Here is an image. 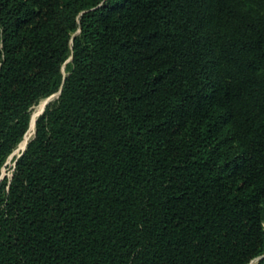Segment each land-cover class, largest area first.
<instances>
[{"label": "trees", "instance_id": "1", "mask_svg": "<svg viewBox=\"0 0 264 264\" xmlns=\"http://www.w3.org/2000/svg\"><path fill=\"white\" fill-rule=\"evenodd\" d=\"M60 91L0 180V264L264 256V0H0V179Z\"/></svg>", "mask_w": 264, "mask_h": 264}, {"label": "rangeland", "instance_id": "2", "mask_svg": "<svg viewBox=\"0 0 264 264\" xmlns=\"http://www.w3.org/2000/svg\"><path fill=\"white\" fill-rule=\"evenodd\" d=\"M63 72L64 73H66V65H64V67H63ZM52 97V96H51ZM51 97H49V98H51ZM49 98H46V99H43V100H41L37 105H35L34 107H32V117H33V114L35 113V111H36V109L38 108V106H40V104L43 102V101H46L47 99H49ZM55 99L56 98H54V99H52V101L51 102H49L47 105H49L50 103H52L53 101H55ZM46 105V104H45ZM44 105V107L42 108V110H41V112H40V114H39V117L43 114V112L45 111V109H46V107H47V105L45 106ZM38 117V118H39ZM38 120V119H37ZM29 130H31V127H30V129ZM36 130V129H35ZM28 132H30V131H28ZM29 133H27V135H26V137H25V139L23 140V141H28V143L33 139V137H34V135H35V132H34V134H33V136L29 139V135H31L32 134V132H30V134L28 135ZM23 143V142H22ZM21 143V144H22ZM19 148V147H18ZM18 150V149H17ZM16 150V151H17ZM15 151V152H16ZM14 152V153H15ZM19 153L20 152H17L16 153V155H14L11 159H9L8 161H7V163H6V165H5V167L3 168V170H2V176L3 177H5L7 174H8V172H9V169L13 166V159H14V157L15 156H18L19 155ZM259 262H257V261H252L250 264H258Z\"/></svg>", "mask_w": 264, "mask_h": 264}, {"label": "bare ground", "instance_id": "3", "mask_svg": "<svg viewBox=\"0 0 264 264\" xmlns=\"http://www.w3.org/2000/svg\"><path fill=\"white\" fill-rule=\"evenodd\" d=\"M46 104V101H43L40 106H38V108L36 109L35 113L33 114V117H32V121H31V132L32 134L29 136V139L33 136L34 132H35V129H36V122H37V119L39 117V114L42 110V108L44 107V105ZM28 141H24L22 144H21V147L24 148L26 145H27Z\"/></svg>", "mask_w": 264, "mask_h": 264}, {"label": "water", "instance_id": "4", "mask_svg": "<svg viewBox=\"0 0 264 264\" xmlns=\"http://www.w3.org/2000/svg\"><path fill=\"white\" fill-rule=\"evenodd\" d=\"M70 60H71V59H70ZM70 60H68V62H69ZM68 62H67V63H68ZM60 93H61V91H60L59 93L53 95L51 98L47 99V100H46V105H47L49 102H51L52 99L59 97ZM46 105H45V106H46ZM35 133H36V130H35ZM27 144H28V143H27ZM26 147H27V145H26L24 148H22V147H21V144H20L18 150H17L15 153H13V154L10 156L9 159H11L14 155H16L17 152H21V151L25 150ZM3 178H4V177L2 176L0 180H2ZM263 259H264V256H261V257L255 259L254 261L260 262V261L263 260Z\"/></svg>", "mask_w": 264, "mask_h": 264}]
</instances>
